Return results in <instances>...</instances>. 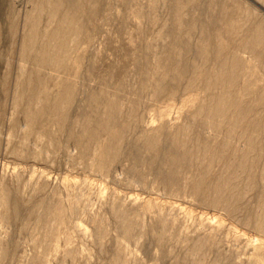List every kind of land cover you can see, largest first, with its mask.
I'll list each match as a JSON object with an SVG mask.
<instances>
[{
	"label": "rangeland",
	"instance_id": "374dc122",
	"mask_svg": "<svg viewBox=\"0 0 264 264\" xmlns=\"http://www.w3.org/2000/svg\"><path fill=\"white\" fill-rule=\"evenodd\" d=\"M0 264H264V0H0Z\"/></svg>",
	"mask_w": 264,
	"mask_h": 264
},
{
	"label": "bare ground",
	"instance_id": "6f19581e",
	"mask_svg": "<svg viewBox=\"0 0 264 264\" xmlns=\"http://www.w3.org/2000/svg\"><path fill=\"white\" fill-rule=\"evenodd\" d=\"M45 2H46V1H45ZM44 4H45V3H44ZM61 4H62V3H61ZM41 5H42V4H41ZM54 5H56L55 8L58 6L57 3H55ZM38 7H39V6H38ZM46 8H47V6H46ZM64 9H65V8H64ZM45 10H46V9H45ZM47 12H48V11H47ZM73 19H74V18H73ZM232 34H233V33H232ZM227 40H228V39H227ZM225 42H226V41H225ZM255 42H256V41H255ZM229 44H230V43H229ZM254 45H255V44H254ZM223 51H224V50H223ZM202 57H203V56H202ZM234 64H235V63H234ZM224 71H225V70H224ZM220 75H221V74H220ZM205 83H206V82H205ZM64 89H65V88H64ZM64 93H65V92H64ZM19 95H20V94H19ZM60 96H61V95H60ZM58 97H59V96H58ZM60 98H61V97H60ZM60 98H59V100L61 101L62 99H60ZM213 100H214V99H213ZM57 101H58V100H56V102H57ZM58 102H59V101H58ZM60 103H61V102H60ZM60 103H59V104H60ZM54 105H55V104H54ZM57 105H58V104H57ZM60 105H61V104H60ZM60 105H59V106H60ZM59 106H57V108H58ZM55 108H56V106H55ZM57 108H56V109H57ZM25 110H26V109H25ZM54 110H55V109H54ZM59 110H60V108H59ZM24 112H25V111H24ZM56 112H58V111L56 110ZM25 113L28 114V112H25ZM34 113H35V112H34ZM32 115H34V114H32ZM36 115H37V114H35V116H36ZM29 116H31V114H29ZM35 116H34V117H35ZM38 117H39V114H38ZM40 117H41V116H40ZM30 118H31V117H30ZM35 118H36V117H35ZM35 118H33V119H35ZM62 118H63V116H62ZM256 125H257V124H256ZM231 131H232V130H231ZM90 135H91V134H90ZM91 136L93 137V135H91ZM95 138H96V137H95ZM252 147H253V146H252ZM102 148H103V147H102ZM104 148H105V147H104ZM109 148H110V146H109ZM111 150H112V149H111Z\"/></svg>",
	"mask_w": 264,
	"mask_h": 264
}]
</instances>
